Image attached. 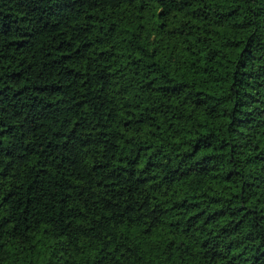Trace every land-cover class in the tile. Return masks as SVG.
I'll use <instances>...</instances> for the list:
<instances>
[{
	"label": "trees",
	"instance_id": "1",
	"mask_svg": "<svg viewBox=\"0 0 264 264\" xmlns=\"http://www.w3.org/2000/svg\"><path fill=\"white\" fill-rule=\"evenodd\" d=\"M0 264H264V0H0Z\"/></svg>",
	"mask_w": 264,
	"mask_h": 264
}]
</instances>
